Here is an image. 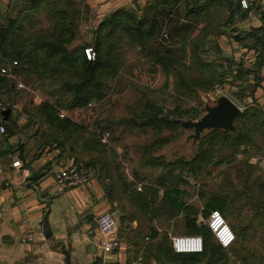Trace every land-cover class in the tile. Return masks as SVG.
Returning a JSON list of instances; mask_svg holds the SVG:
<instances>
[{
  "label": "crops",
  "instance_id": "obj_1",
  "mask_svg": "<svg viewBox=\"0 0 264 264\" xmlns=\"http://www.w3.org/2000/svg\"><path fill=\"white\" fill-rule=\"evenodd\" d=\"M7 1L0 0V5L5 8ZM85 2L92 10L91 28L113 10L125 7L139 16L157 17L167 27L173 41L187 33L191 37L200 36V54L205 61L214 64L220 78L215 82L223 86L222 93L225 92L241 111L255 108L264 112V0H256L248 9L242 8L239 0ZM186 46L189 51L188 44ZM11 117L14 118L12 112L5 121L12 131L8 130L0 137V262L66 264L68 252L71 261L79 264H131L140 255L144 264H191L179 259H160L161 254L153 251L152 246L149 248L150 244L158 243L160 237L171 238L177 233V211L164 199L165 190L173 197L176 188L184 192L183 211L193 209V206L199 210L206 208L200 194L191 195L186 184L176 182V170L158 173L149 170L140 177L135 173L137 191L148 196L147 200L139 199L131 185L123 192L106 191L100 178L90 170L81 184L63 188L56 183L53 170L57 158L70 159V155L54 144L40 151L31 148L29 138L23 136L21 121L16 119L19 126L15 128L13 123L10 126ZM19 142L23 143L26 158L39 154L33 166H43L45 174L38 180H28L25 169L12 165L15 159L20 160ZM144 166L145 169L155 167L152 163ZM126 175L131 174L126 172ZM130 177L129 180L133 178ZM181 178L186 183L184 174ZM195 196L197 200L193 201ZM188 203L190 206H186ZM48 205L51 234L45 236L42 223ZM103 211L112 212L117 220L119 244L111 252L98 246L99 241L106 238L96 223L97 215ZM251 214L252 208L246 205L240 215L229 218L236 234H240L243 225L240 218H246L244 221L247 222L252 218ZM252 220L246 225L254 226L257 220ZM179 233L189 232L182 230ZM28 235L32 237L28 238Z\"/></svg>",
  "mask_w": 264,
  "mask_h": 264
},
{
  "label": "rangeland",
  "instance_id": "obj_2",
  "mask_svg": "<svg viewBox=\"0 0 264 264\" xmlns=\"http://www.w3.org/2000/svg\"><path fill=\"white\" fill-rule=\"evenodd\" d=\"M78 7L83 9L82 3ZM0 8L4 9L2 5ZM39 9L35 15L36 17L32 16L24 21L28 30V34L25 37H29V32H39L40 34H38L41 35L54 28V26L52 27V21L45 15L46 12L43 5ZM79 15L83 18L90 14L88 15V12H81ZM80 20L77 22H80L81 25L77 29L76 37L74 41L72 40L73 43H71V46L82 43L85 46L94 47L99 38L97 36L94 38V33L91 27H89L90 21L92 20L88 22H85L86 19ZM4 21L0 20L1 25ZM165 32L168 34L167 36L164 35ZM31 40L32 37H29L28 41L30 42ZM108 40L110 39H107V41L102 40L100 44L104 45L110 42ZM173 40L165 25H161L159 28L154 38V44L151 42L143 50H140L139 45L131 42L129 38L126 39V37H123L120 47V61L122 65H120L113 77H108L105 74L102 75L108 77V79L106 78V94L99 100L89 101L88 104L93 114L87 121L86 128L72 135V140L67 141L66 144L73 143L75 149L72 152L71 150L65 152L70 155L71 159L81 162L86 170L92 172H96L97 170L98 172L99 165H101L106 175L107 166L109 165L110 169L113 168L114 161L116 160V169L120 167V174L122 172L121 178L124 180L125 185L127 178L129 180L131 178L130 176H132L133 178L129 181L133 184L131 186L136 189L137 182L135 181H137L141 173H146L149 170H154L158 173V171L164 170L162 167L164 164H161L162 166L155 165V167H152L153 169L150 167V169H145L144 158L146 156L144 157V155L147 153L161 155L166 160H172L176 157V172L178 173L180 167H182L184 175L187 178L186 183H183L182 179H180L182 182L179 183L183 186L186 184L191 195L196 192L201 196L203 192L205 196L203 198L199 197L204 201L207 195L210 194V191H215L219 188V184L226 178L227 174L229 178L237 179V172L234 168L243 163L240 162L243 157L247 156V161L250 163L249 168L252 169L249 171L252 177L262 172L261 160L264 157V122L246 120L242 121V123L241 119H236L234 121V134L228 131L224 135L214 134L210 136L209 131L204 129L197 138L191 135L194 132L193 128L184 127L181 124L176 127L161 123L156 125L142 124L143 118L141 115L148 108L147 104L160 106L164 114H172L177 119L195 120L199 119L206 112V104L213 105L216 103V99L225 93L223 92L217 96L211 95L215 85L217 83L220 84V82H215L208 86L207 89L198 91L199 93H191L187 96L174 90L171 75L167 76L161 68H156V66L152 67L151 62H149V60L152 61L153 58H157L156 54L154 56L152 54L156 42L161 43L163 48L166 46L172 48L171 43ZM177 53L181 56V52ZM38 54L43 58L44 54L41 50L38 51ZM109 61L113 63L110 57ZM111 63L109 66L112 65ZM15 64L14 61H11L7 57L5 60L0 61V74H6V80L4 82L0 81V103L3 107L0 108V111L3 112L6 108H10L14 118L11 117L12 119L9 122H11L10 126L13 123V127L15 128V125H18L16 122L17 118L21 121L20 125L22 126L29 122L30 124L33 123L29 129L26 128L24 130V134L28 136V142L31 148L36 149L37 143L40 142L38 140L39 132L33 135L32 130L36 126L41 125V117L36 112L39 103L42 100H50L55 103L56 100L60 99L63 106L61 107L62 109L60 108L59 113L64 116L66 114L65 105L71 99V95L65 92H53L55 84L49 83L48 76L41 75L32 70L29 65H27L28 69L23 70L21 66L15 68ZM2 67L6 69L5 72L1 71ZM182 74H189V71H182ZM205 91L207 92L206 94L204 93ZM196 94L198 95L196 96ZM82 110H76L77 115H80H75L73 119L75 118L81 121L83 112L80 111ZM26 111L31 114L29 118L33 122L27 119ZM258 117V120L262 118V116ZM252 118L254 119L253 116ZM5 120L3 117V123L6 128ZM255 122L258 124L261 123L262 125L255 126ZM101 129L103 132H107L106 137L108 136V138L105 141L101 140ZM221 129L224 130L223 128ZM216 130L221 131L220 129ZM239 134L241 135L240 140L236 138ZM1 135L3 134H0V137ZM232 139L241 148L242 146L247 147L248 151L245 154L242 149L239 151L234 150L233 154L236 157L229 164L221 160L229 158L230 155L228 154L233 150L229 145ZM0 142L2 143L1 138ZM197 163L201 166L194 167L193 165ZM125 172L131 175L127 176ZM135 173L139 174V176L137 177ZM105 183L107 184V177L105 178ZM199 197L198 199H200ZM191 198L192 196L188 197L187 201L190 202ZM194 199L197 200V196L192 200L194 201ZM186 206H190L189 203ZM193 209H195L194 206ZM195 210L197 213H195L194 222L189 219L186 221V218H188L187 213L190 212V209L185 208V211L181 213L177 211L176 234H181L179 232L182 230L188 232L195 225L206 224L207 217L203 214L204 208L199 210V207H197ZM242 226H244V223ZM151 246L153 251L157 250L161 254L160 259L168 261L170 259H179L190 263L193 262L192 258L184 257V253L175 254L177 252L172 248L171 238L165 236L160 237L158 243L149 245L150 249ZM197 264H264V225L256 222L254 226H246L244 235H241L239 238L237 237V240L230 247L217 249L214 259L204 258L202 263Z\"/></svg>",
  "mask_w": 264,
  "mask_h": 264
},
{
  "label": "trees",
  "instance_id": "obj_3",
  "mask_svg": "<svg viewBox=\"0 0 264 264\" xmlns=\"http://www.w3.org/2000/svg\"><path fill=\"white\" fill-rule=\"evenodd\" d=\"M81 3L83 9L78 7ZM41 5L45 8V15L52 21V27L54 26V28L49 31L46 30L47 32L41 35H39V32V34L36 32H29V37H32V40L29 42V37H25L26 34H28V30L24 21L32 16L36 17L35 15L37 11L40 10L39 8ZM91 11V8L85 0H8L6 7L4 9L0 8V20H5L2 25L0 23V61L5 60L7 57L11 61H16L14 65L15 68L21 66L23 70H26V68L28 69L27 65H29L32 70L49 77V83L55 84L53 92H65L71 95V99L68 100L65 105L66 114H64V116H60L59 113L60 108L63 106L59 98L55 103L50 100H42L39 103L36 112L40 115L39 117H41V125L36 126V128L32 130L33 135L39 132L38 140L40 142L37 143V151L42 150L47 145L54 144L67 152L70 150L72 152L75 146L73 143H69V145L66 143L68 140H72V135L86 128V123L93 114L88 104L89 101L99 100L105 96L107 87L106 78L108 79L109 76L113 77L120 65H122L120 61V47L123 37H126V39L129 38L131 42L139 45L140 50H143L151 42L154 44V38L161 25H163L161 20L155 16H139L129 8L121 7L113 10L91 28L94 33V38L96 36L99 38L94 47L85 46L82 43L71 46V43H73L76 37L77 29L81 25L80 22H77L81 18L79 13L88 12V15H90L80 20L86 19L85 22H88L93 19ZM107 39H110L108 40L110 42L104 45L100 44V41H107ZM200 41V36L191 37L190 33H187L183 34L179 40L172 41L171 47L174 49L168 46L163 48L161 43L156 42L152 54L153 56L156 54L157 58H153L152 61L149 60L152 67L156 66V68H161L167 76L171 75L174 90L185 96L194 92L199 93L198 91L207 89L208 86L220 79L216 73L214 64H210V62L202 58L199 51ZM187 44L189 51H187L186 48ZM88 47H91L94 51V56L91 58L87 57L85 51ZM39 50L44 54L43 58L39 56ZM162 50H164L163 53H161ZM177 52H181V56H179ZM187 56L189 61H187ZM109 57L113 63L109 61ZM110 63L112 64L111 66H109ZM182 71H189V74L183 75ZM103 74L108 77L102 76ZM5 80L6 74H0V81L4 82ZM197 95L198 94H196V96ZM147 107L148 108H146L145 112L141 115L143 118L142 124L156 125L161 123L173 127L181 124L176 116L169 113L164 114L162 107L152 104H147ZM75 109H84L80 111L83 112L81 121L79 119H73L75 115H80H77ZM26 114L28 117L27 119L33 122V120L29 118L31 114H29L28 111H26ZM247 116H249V118H247ZM252 116L254 119H251ZM258 116H262V118L258 120ZM236 119H241V122L255 120L262 121L261 123H263L264 112L255 108L247 109L241 111ZM259 124L257 122L254 123L255 126H260ZM31 125H33V123L30 124L29 122L23 124L22 128L24 130L26 128L29 129ZM15 126L17 127L18 125ZM216 129H220L221 131ZM8 130L12 131L11 127L7 125L6 132ZM228 131L234 134L235 128L227 130L213 128L209 133L210 136L214 134L224 135ZM23 136H25L24 132ZM240 137L241 135L239 134L236 138L240 140ZM235 142L236 141L232 139L231 144H229L233 149L232 152L228 154L230 155L229 158L225 160L222 159L221 161H226L231 164L230 162L236 157V155L233 154L234 150L239 151L242 149L243 153H247V147L245 148L242 146L241 148V146ZM144 157L145 163H152L159 166L164 164V166H162L164 170H176L177 158L175 161L169 162L164 156L153 155L152 153H147ZM240 162L243 163L234 168L237 172V179L229 178L227 174L226 178L219 184V188L215 191H210V194L207 195V198L204 200L206 208L203 214L207 216L210 209L218 208L233 228L229 218L232 219V217L240 215L243 207L249 205L250 209L252 208V218L247 222L251 223L253 221L252 219L255 218L258 224L264 225V174L260 172L257 176L252 177L251 172H249L252 169L249 168L250 163L247 161V156L243 157ZM193 166L198 167L201 165L197 163ZM114 167L110 169L108 165L106 175L102 170V166L99 165L98 172L96 170L94 173L100 178L106 191L108 189L109 191L123 192L133 184H130L127 178L125 185L124 180L121 178L122 172L120 174V167L116 169V160L114 161ZM122 168L124 169V167ZM183 174L182 167H180L176 178L177 183L181 181L180 179H182L181 176ZM106 177L107 184L105 183ZM133 189V191L137 193L139 199L142 198L143 200H147V198H149L141 192V190L137 191L134 187ZM182 194H184V192L176 188L174 197L166 190L163 197L176 208V211L183 212L185 206ZM204 196L202 192L200 197L203 198ZM150 198L154 199V197ZM195 213H197L195 209H190V212L187 213L188 218H186V221L189 219L194 222ZM244 220H246V218H240V223H244V226H242L240 234L235 233L236 240L237 237L239 238L241 235H244L247 226V222ZM188 232L201 234L204 239V248L201 252L184 253V257L186 256V258L193 259L191 264L202 263L204 258L214 259L217 249L223 248L213 240L212 233L206 224L199 226L195 225L192 229H189Z\"/></svg>",
  "mask_w": 264,
  "mask_h": 264
},
{
  "label": "built area",
  "instance_id": "obj_4",
  "mask_svg": "<svg viewBox=\"0 0 264 264\" xmlns=\"http://www.w3.org/2000/svg\"><path fill=\"white\" fill-rule=\"evenodd\" d=\"M255 1L256 0H239V4L242 8L248 9ZM164 35L167 36L168 34L165 32ZM85 51L88 58L94 56V51L91 47L86 48ZM14 63H16V61H14ZM1 71L5 72L6 69L2 67ZM222 89L223 86L217 83L211 95L217 96L221 94ZM0 108H3L1 103ZM2 115V111H0V134H5L6 128L3 123ZM60 115L62 116L63 114L60 113ZM100 133L101 140L105 141V139L108 138V136L106 137L107 132H103L101 130ZM12 165L19 169L21 161L19 159H15L12 162ZM261 171L264 173V157L261 160ZM86 172L87 170L81 162L75 161L71 158L66 159L64 157H59L56 160L53 175L59 186L63 188H72L78 186L84 181ZM96 223L100 232L106 235V238L99 241L98 246L103 248L106 252H111L119 244V238L117 235V220L114 214L110 211H103L97 215ZM206 225L210 229L216 243H218L221 247L228 248L235 242V231L218 208H212L210 210L206 219ZM229 236L231 239H228ZM31 237V235H28V238ZM171 245L173 250L177 253L201 252L204 248V239L201 234L197 233L175 234L171 237ZM131 264H144L143 256H138Z\"/></svg>",
  "mask_w": 264,
  "mask_h": 264
},
{
  "label": "water",
  "instance_id": "obj_5",
  "mask_svg": "<svg viewBox=\"0 0 264 264\" xmlns=\"http://www.w3.org/2000/svg\"><path fill=\"white\" fill-rule=\"evenodd\" d=\"M206 112L199 119H178V121L188 128H193L194 132L191 134L194 138L199 137L200 132L206 128L219 127L225 130L234 129V121L239 115L241 108L234 103L227 95L221 94L213 105H205ZM3 117L7 119L9 117L10 108L3 110ZM39 157V154H33L32 157L26 158L24 155L23 143L19 142V158L21 160V167L27 171L28 180H38L45 174V170H42L43 166L34 168L33 161ZM50 206L44 214L42 230L45 236L51 234V227L48 219ZM66 264H79L78 262L71 261L70 254L66 252L65 257ZM0 264H5L0 262Z\"/></svg>",
  "mask_w": 264,
  "mask_h": 264
},
{
  "label": "snow or ice",
  "instance_id": "obj_6",
  "mask_svg": "<svg viewBox=\"0 0 264 264\" xmlns=\"http://www.w3.org/2000/svg\"><path fill=\"white\" fill-rule=\"evenodd\" d=\"M228 239H231V237L229 236ZM225 242H227V241H225Z\"/></svg>",
  "mask_w": 264,
  "mask_h": 264
}]
</instances>
